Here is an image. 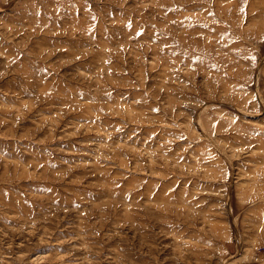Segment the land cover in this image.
Wrapping results in <instances>:
<instances>
[{
  "label": "rangeland",
  "instance_id": "374dc122",
  "mask_svg": "<svg viewBox=\"0 0 264 264\" xmlns=\"http://www.w3.org/2000/svg\"><path fill=\"white\" fill-rule=\"evenodd\" d=\"M0 264H264V0H0Z\"/></svg>",
  "mask_w": 264,
  "mask_h": 264
},
{
  "label": "bare ground",
  "instance_id": "6f19581e",
  "mask_svg": "<svg viewBox=\"0 0 264 264\" xmlns=\"http://www.w3.org/2000/svg\"><path fill=\"white\" fill-rule=\"evenodd\" d=\"M247 115V114H246Z\"/></svg>",
  "mask_w": 264,
  "mask_h": 264
}]
</instances>
